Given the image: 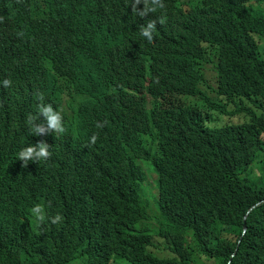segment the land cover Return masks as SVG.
<instances>
[{
    "label": "clouds",
    "instance_id": "clouds-1",
    "mask_svg": "<svg viewBox=\"0 0 264 264\" xmlns=\"http://www.w3.org/2000/svg\"><path fill=\"white\" fill-rule=\"evenodd\" d=\"M77 1L99 22L82 19V33L62 34L54 16L30 20L15 52L0 54V178L7 180L0 209L43 199L49 184L39 179V166L54 158L62 175L53 199L86 206L110 225L130 198L144 203L159 191L182 133L223 101L219 89L236 56L264 59V0ZM223 50L232 57L216 66ZM127 186L126 196L113 194ZM262 204L249 208L240 236L234 231L225 240L240 244L250 212ZM32 212L36 218L24 216L20 226L34 242L64 224L39 205ZM259 215L264 221V211ZM111 236L110 227L91 233L82 258L64 257L63 249L42 259L18 245L17 264H88V256L118 264ZM97 237L106 243L92 246ZM250 241L264 253V238ZM72 242L80 248V235Z\"/></svg>",
    "mask_w": 264,
    "mask_h": 264
},
{
    "label": "trees",
    "instance_id": "trees-1",
    "mask_svg": "<svg viewBox=\"0 0 264 264\" xmlns=\"http://www.w3.org/2000/svg\"><path fill=\"white\" fill-rule=\"evenodd\" d=\"M51 16L62 34L82 33V19L99 22L91 6L84 8L77 0H0V54L15 52L30 20L38 24ZM171 47L181 52V44ZM215 57L217 66L232 55L223 50ZM219 96L223 101L212 113L182 133L173 159L165 164L159 191L144 203L130 198L128 206L118 210L119 223L109 225L86 206L53 199L62 171L54 158L41 164L38 177L49 184L43 199L32 198L23 210L0 209V224L14 222L13 229L0 227V264H17L18 245L31 248L42 259L63 249L64 257L80 254L82 258L85 239L108 227L110 256L115 255L116 263L264 264V253L253 251L250 241L264 238L259 215L264 204L250 212L248 233L240 244L237 237L233 243L225 240L234 231L241 235L249 208L264 199V59L236 56ZM6 188L7 180L0 178V205ZM128 190L127 186L113 194L126 196ZM37 205L45 215H59L64 224L57 233L34 242L22 235L20 221L24 216L35 219L32 209ZM79 235L80 248L72 242ZM105 243L103 237L91 241L94 247ZM87 258L88 264H95L91 256Z\"/></svg>",
    "mask_w": 264,
    "mask_h": 264
},
{
    "label": "rangeland",
    "instance_id": "rangeland-1",
    "mask_svg": "<svg viewBox=\"0 0 264 264\" xmlns=\"http://www.w3.org/2000/svg\"><path fill=\"white\" fill-rule=\"evenodd\" d=\"M143 167H144V169L146 170L147 173H151V172H153L152 165H150V164H148V163H143ZM147 199H149V198H147ZM147 199H146V200H147ZM151 199H152V198H151ZM225 239H229V236L226 235V236H225ZM114 261H115V259H114ZM116 261H117L118 264H123V262H120V261H118V260H116Z\"/></svg>",
    "mask_w": 264,
    "mask_h": 264
}]
</instances>
